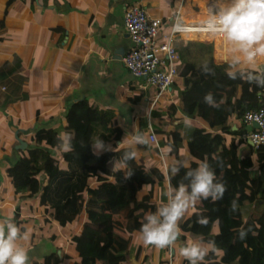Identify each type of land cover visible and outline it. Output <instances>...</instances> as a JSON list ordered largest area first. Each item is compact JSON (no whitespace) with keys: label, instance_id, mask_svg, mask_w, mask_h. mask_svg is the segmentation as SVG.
<instances>
[{"label":"crops","instance_id":"1","mask_svg":"<svg viewBox=\"0 0 264 264\" xmlns=\"http://www.w3.org/2000/svg\"><path fill=\"white\" fill-rule=\"evenodd\" d=\"M7 1L0 0V19L5 17L6 22V30L0 35V217L10 218L28 231L30 239L24 246L29 249L31 264H43L53 253L60 255L62 264H75L78 253L73 237L84 231L86 215L66 226L50 219L47 206L40 202V193L21 196L8 169L27 148L34 146L32 137L38 129L64 132L70 107L85 99L90 105L113 113L110 129L105 132L106 143L113 148L122 142L126 131H133L134 125L142 133L157 135L159 148L138 146L136 160L148 170L158 169L163 173L164 178L156 177L153 186L154 200L159 205L168 183L166 166L177 160L187 159L189 165L197 160L188 145L193 130L219 128L210 127L200 117L184 114L182 76L158 97L156 89L145 79L132 75L123 61L134 47L126 30L125 15L130 7L140 5L153 17L166 18L180 10L186 21L195 22L207 15L205 6L209 0H14L5 15ZM169 30L165 27L164 32ZM186 43L180 42L179 46ZM148 110L150 121L146 120ZM184 116L191 118L190 128L177 124ZM149 122L151 127L147 126ZM229 124L234 130L244 126L236 117L230 118ZM174 131L182 137L179 156L170 152L165 157L160 149H167L169 132ZM20 140L26 143L25 148H18ZM127 147L125 141L116 150ZM52 151L62 162L63 150ZM256 152L246 140L238 150L240 157L255 156ZM253 175L264 179V169L257 164ZM40 179L43 182L45 175ZM151 190L152 186L146 185L139 192V200L144 201ZM197 204L181 220V235L174 250L142 246L136 239L138 232H134L131 264H181L184 258L179 255V247L188 241L201 240L182 230L183 222L196 211ZM241 211L244 218L263 212L259 211L257 201L242 206ZM217 230L214 227L213 233Z\"/></svg>","mask_w":264,"mask_h":264},{"label":"trees","instance_id":"2","mask_svg":"<svg viewBox=\"0 0 264 264\" xmlns=\"http://www.w3.org/2000/svg\"><path fill=\"white\" fill-rule=\"evenodd\" d=\"M14 0L6 3L5 15ZM6 30L5 17L0 19V35ZM182 64L179 75L184 78L181 91L182 111L190 117H200L212 128L197 127L189 141L191 154L197 159L190 166L195 168L207 160L215 171L217 181L223 182L226 192L222 199L213 202L201 200L196 211L182 224L184 233H192L207 242L214 240L217 251L209 253L202 264H264V210L260 214L243 217L241 207L258 200L264 201V179L253 175V169H264V145L256 155L240 157V136L245 127L232 129L229 119H241L248 110L264 108L261 89L241 80H230L225 75L227 65L214 62L212 45L187 42L179 47ZM208 61L213 72L205 74L199 65ZM257 69L264 65L255 66ZM211 92L219 107L204 103V96ZM177 110L175 105H171ZM114 115L90 105L85 99L76 101L66 117L64 132L73 136L72 150L61 153L62 162L52 149L58 148L54 128H40L33 135L34 146L26 149L18 162L8 169L13 177L15 190L21 196L40 193V202L46 205L50 219L62 226L86 215L85 229L73 237L78 260L75 264H131L130 253L134 232H138L146 212L155 211L153 186L164 178L158 169L148 170L136 159L126 169L112 172L108 162L125 150L104 152L99 157L92 154L91 140L100 135L107 141L108 124ZM173 121V119H172ZM103 133H99L100 131ZM167 144L171 153L179 156L178 131L169 132ZM230 135V137H229ZM89 143V144H87ZM87 144L85 147L84 145ZM125 171L133 172L126 178ZM186 169L172 178L176 185ZM45 175L42 182L40 177ZM95 181V184L92 182ZM151 185L150 195L139 200V192ZM237 200L239 210L230 212L231 201ZM198 217L207 218V225L197 223ZM217 232L213 233V228ZM241 228L250 229L244 240L239 239ZM185 239V236H182ZM43 264H62L58 253L50 254ZM181 264H188L183 259Z\"/></svg>","mask_w":264,"mask_h":264},{"label":"clouds","instance_id":"3","mask_svg":"<svg viewBox=\"0 0 264 264\" xmlns=\"http://www.w3.org/2000/svg\"><path fill=\"white\" fill-rule=\"evenodd\" d=\"M173 38L186 40L202 38L214 41L218 45V62L227 65L225 75L230 80H241L262 91L257 95L264 96V0H212L207 15L195 25L185 23L183 15L177 14L171 25ZM201 71L210 74L213 69L208 61L199 65ZM204 103L210 107H219L211 92L204 96ZM146 120H151V111L146 112ZM182 123L185 128L191 127V118L184 116ZM148 127L152 126L149 122ZM57 147L63 151L72 150L73 136L70 133L57 134ZM125 141L128 147L119 156L109 160L111 171L117 172L126 169L129 163L137 158L140 150L138 146L159 148L154 133L145 134L137 130L126 131L122 142L113 148L99 136L91 140L92 154L99 157L102 152H116ZM259 137H249L248 143L258 146ZM89 144V143H87ZM85 144L84 147L87 145ZM172 146L161 148V154L167 156ZM181 169H186L183 178L172 184V178L177 176ZM168 183L163 190L162 202L155 211L146 212L140 223L136 239L142 246H152L158 249L174 250L181 235L180 222L197 202L211 199L213 202L223 198L226 187L223 182L217 181L216 174L207 160H202L192 168L188 160H177L166 166ZM133 172L125 171L126 178ZM239 210L237 200L231 201L230 212ZM197 223L207 225L205 217H198ZM250 229L241 228L238 237L244 240ZM30 239L27 230H22L13 220L0 217V264H31L29 249L24 242ZM217 251L214 240H192L179 247V255L188 261V264H202L209 253Z\"/></svg>","mask_w":264,"mask_h":264},{"label":"built area","instance_id":"4","mask_svg":"<svg viewBox=\"0 0 264 264\" xmlns=\"http://www.w3.org/2000/svg\"><path fill=\"white\" fill-rule=\"evenodd\" d=\"M211 3L212 0H209L206 4V13H208ZM177 14L182 15L178 10L175 15L166 18L153 17L144 7L134 5L127 10L125 15L126 30L134 43V47L123 57V61L133 76L145 79L149 85L156 89L158 97L167 92L179 76L181 67L180 42L195 40L212 45L214 62L219 65V49L216 42L202 38L186 40L172 37L171 25ZM198 22L185 20V23L189 25H195ZM165 27H169V32H164ZM241 120L245 126L241 138L248 141L249 137H259L258 146L253 147L255 151H258L264 145V108L248 110ZM255 123L257 127H255ZM155 136L157 138L156 134Z\"/></svg>","mask_w":264,"mask_h":264},{"label":"water","instance_id":"5","mask_svg":"<svg viewBox=\"0 0 264 264\" xmlns=\"http://www.w3.org/2000/svg\"><path fill=\"white\" fill-rule=\"evenodd\" d=\"M255 127H257V124H254ZM26 147V143H24L22 140H20V145H18V148H25ZM257 206L259 211L264 210V201L263 200H258L257 201Z\"/></svg>","mask_w":264,"mask_h":264},{"label":"rangeland","instance_id":"6","mask_svg":"<svg viewBox=\"0 0 264 264\" xmlns=\"http://www.w3.org/2000/svg\"><path fill=\"white\" fill-rule=\"evenodd\" d=\"M245 127V126H244ZM245 130V129H244ZM135 248H136V245L134 246V248H133V254L135 253Z\"/></svg>","mask_w":264,"mask_h":264}]
</instances>
